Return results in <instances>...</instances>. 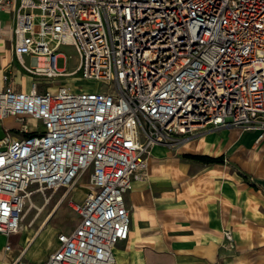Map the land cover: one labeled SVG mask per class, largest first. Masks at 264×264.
<instances>
[{"label": "built area", "instance_id": "2783aa9c", "mask_svg": "<svg viewBox=\"0 0 264 264\" xmlns=\"http://www.w3.org/2000/svg\"><path fill=\"white\" fill-rule=\"evenodd\" d=\"M0 11L31 74L102 83L0 89V119L16 117L24 133L0 140V234L21 228L34 194L88 176L82 200L70 199L77 225L43 264L115 261L130 233L125 194L153 144L220 127L264 138V0H0ZM65 43L78 53L73 70L57 66ZM24 253L12 264H32Z\"/></svg>", "mask_w": 264, "mask_h": 264}, {"label": "crops", "instance_id": "0c3cea01", "mask_svg": "<svg viewBox=\"0 0 264 264\" xmlns=\"http://www.w3.org/2000/svg\"><path fill=\"white\" fill-rule=\"evenodd\" d=\"M13 23L11 13L0 11V89L12 83L29 91L34 80L41 91L55 88L59 81L24 67L31 64L30 55L14 53ZM29 123L33 127L34 120ZM20 128L12 115L0 119V140L7 132L23 135ZM259 132L220 127L178 146L153 144L145 168L125 194L130 233L116 244L111 264H264V138L257 141ZM186 154L223 156L224 161L205 163ZM21 230L0 234V264H12L23 250L25 257L36 233L30 237ZM58 244L56 238L50 253L33 264H43Z\"/></svg>", "mask_w": 264, "mask_h": 264}, {"label": "rangeland", "instance_id": "374dc122", "mask_svg": "<svg viewBox=\"0 0 264 264\" xmlns=\"http://www.w3.org/2000/svg\"><path fill=\"white\" fill-rule=\"evenodd\" d=\"M58 52L63 56L57 58V66L66 67L68 70L76 68L78 53L74 45L62 44L58 47ZM56 81L91 90L102 86V83L96 80L81 77L80 73L62 76ZM87 184L88 176L85 175L73 186L47 191L48 199L40 193L32 196V200L27 203L20 228V231L26 229L30 237L36 233L26 249L25 259L33 264L45 258L53 248L57 234L61 231H70L77 225L79 214L72 207L70 199L82 200Z\"/></svg>", "mask_w": 264, "mask_h": 264}, {"label": "trees", "instance_id": "16d2710c", "mask_svg": "<svg viewBox=\"0 0 264 264\" xmlns=\"http://www.w3.org/2000/svg\"><path fill=\"white\" fill-rule=\"evenodd\" d=\"M186 156L205 163H215L224 161L223 156H211L207 154H186Z\"/></svg>", "mask_w": 264, "mask_h": 264}, {"label": "bare ground", "instance_id": "6f19581e", "mask_svg": "<svg viewBox=\"0 0 264 264\" xmlns=\"http://www.w3.org/2000/svg\"><path fill=\"white\" fill-rule=\"evenodd\" d=\"M66 82V81H65ZM67 85H69V84H67ZM73 90H79L80 88H82V89H87V88H84V87H80V88H78V87H74V86H71V85H69ZM20 231V229L16 232V233H18Z\"/></svg>", "mask_w": 264, "mask_h": 264}]
</instances>
